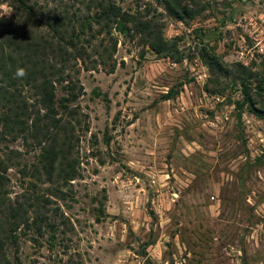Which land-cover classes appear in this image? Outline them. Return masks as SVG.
Instances as JSON below:
<instances>
[{
  "label": "rangeland",
  "instance_id": "374dc122",
  "mask_svg": "<svg viewBox=\"0 0 264 264\" xmlns=\"http://www.w3.org/2000/svg\"><path fill=\"white\" fill-rule=\"evenodd\" d=\"M85 1L51 6L85 10ZM115 1L156 18L186 59L162 58L141 35L116 32L114 71L82 62L69 70L83 88L71 105L80 175L65 199L54 197L34 170L39 149L10 143L20 152L8 172L10 198L35 205L32 221L37 194L51 196L42 210L58 227L55 242L51 231L20 229L10 256L23 264H264V120L240 107L235 66L264 74V0H200L202 14L186 21L158 0ZM4 2L0 17L12 18ZM203 40L224 60L221 70L203 61ZM103 53L97 48L93 60H107ZM253 100L264 110V95L254 90Z\"/></svg>",
  "mask_w": 264,
  "mask_h": 264
},
{
  "label": "trees",
  "instance_id": "16d2710c",
  "mask_svg": "<svg viewBox=\"0 0 264 264\" xmlns=\"http://www.w3.org/2000/svg\"><path fill=\"white\" fill-rule=\"evenodd\" d=\"M5 1L12 7L13 17H0V264H23L20 258L13 260L9 251L19 245V230L27 227L41 235L51 231L50 239L55 242L58 227L42 210L51 203V196L37 194L38 206L32 221L31 207L35 205L30 203L29 208L10 198L8 172L20 155L10 143L24 139L39 149L34 170L45 177L50 195L65 199V186L80 175L72 157L73 120L78 112L71 105L83 89L69 70L79 62L86 68L112 65L109 61H113L119 43L116 32L126 37L141 35L144 43L162 58L182 62L186 56L179 48L180 39L166 38L156 18H142L115 0H86L85 10L67 3L51 6L56 0ZM158 1L179 21L193 20L203 11L200 0ZM100 38L97 46L95 41ZM201 43L203 61L213 72L221 70L224 60L209 43ZM97 48L108 53L107 60L102 54L99 60H93ZM235 66L241 74L244 98L240 107L248 106L264 120V110L257 108L253 100L254 90L264 95V74L243 63ZM18 68L25 69V77H15ZM115 68L113 64L111 71ZM64 83L65 96L59 100L56 85Z\"/></svg>",
  "mask_w": 264,
  "mask_h": 264
},
{
  "label": "clouds",
  "instance_id": "9594fccd",
  "mask_svg": "<svg viewBox=\"0 0 264 264\" xmlns=\"http://www.w3.org/2000/svg\"><path fill=\"white\" fill-rule=\"evenodd\" d=\"M11 12L10 11H6L5 13H4V16L6 15V14H10ZM26 71H25V69H23V68H18L17 70H16V72H15V77L16 78H23V77H25L26 76Z\"/></svg>",
  "mask_w": 264,
  "mask_h": 264
}]
</instances>
